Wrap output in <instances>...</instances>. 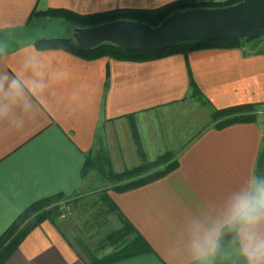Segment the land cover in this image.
I'll list each match as a JSON object with an SVG mask.
<instances>
[{"label": "crops", "instance_id": "obj_1", "mask_svg": "<svg viewBox=\"0 0 264 264\" xmlns=\"http://www.w3.org/2000/svg\"><path fill=\"white\" fill-rule=\"evenodd\" d=\"M169 1L0 0V43L8 45L0 56V69H20L23 45L33 39L27 20L35 9L66 8L86 14L155 8ZM33 49L49 60L45 77L49 86L38 97L42 116L35 125L12 132L0 122V233L41 198L59 193L74 201L71 206L63 204L69 215L43 221L4 264H89L112 252V247L97 242L109 228H120L122 218L151 251L110 264H179L171 249L193 204L219 199L241 185L255 171L264 140L260 114L251 123L193 129L195 115L182 106L192 92L188 73L211 108L246 103L262 107L264 54L210 48L131 62L108 57L85 60L63 50ZM61 69L70 73L69 79L52 81ZM132 123L147 159L176 151L178 166L125 192H114L106 183L96 191H83L93 182L89 179L93 172L80 177L85 156L100 143L115 171L140 163ZM105 194L115 209H107Z\"/></svg>", "mask_w": 264, "mask_h": 264}, {"label": "trees", "instance_id": "obj_2", "mask_svg": "<svg viewBox=\"0 0 264 264\" xmlns=\"http://www.w3.org/2000/svg\"><path fill=\"white\" fill-rule=\"evenodd\" d=\"M240 1L172 0L155 8L124 7L86 14L76 13L66 8L35 9L30 13L27 25H39L44 20L59 18L75 25L76 28L91 27L113 20H133L155 27L175 11L191 8L226 7ZM32 44L36 49L63 50L85 60L108 57L110 59L131 62L156 60L174 54L186 56L189 52L210 48H243L247 50L248 54H264V37L250 42H246L244 38L181 42L170 48L150 52L130 51L112 43H102L91 49H84L79 47L75 40H68L64 37H36L32 39ZM188 75L192 91L190 96L198 94L199 100L210 107V103L198 90L190 72ZM105 85L108 87L107 81ZM258 105L260 104L246 103L220 109L210 107V122L207 125L224 128L236 123L254 122L258 114L256 108ZM131 129L137 154L141 158L140 163L130 168H125L122 171H115L108 152H106V149L100 143L99 149L85 156L84 165L80 173L81 179L87 177L91 171H95L103 177L110 190L121 193L158 180L178 166L179 152L167 150L158 154L153 160L147 159L134 124ZM72 201L74 199L71 196L58 193L41 198L22 210L8 227L0 233V264H4L9 259L33 229L43 221L54 219L61 215L63 204L71 206ZM104 201L108 205L107 209H115V206L106 194L104 195ZM102 244L112 247V252L90 260L89 264H110L151 251L143 237L124 218H122V226L120 228H109L103 232L102 238L97 242L98 246Z\"/></svg>", "mask_w": 264, "mask_h": 264}, {"label": "clouds", "instance_id": "obj_3", "mask_svg": "<svg viewBox=\"0 0 264 264\" xmlns=\"http://www.w3.org/2000/svg\"><path fill=\"white\" fill-rule=\"evenodd\" d=\"M76 27L66 23L65 39L75 40ZM0 43V56L7 53ZM20 69H0V122L12 132L23 131L41 119L38 97L49 81L48 58L34 50L32 41L23 45ZM61 69L54 82L69 79ZM179 264H264V170L252 172L238 187L213 201H196L192 212L179 225L171 249Z\"/></svg>", "mask_w": 264, "mask_h": 264}, {"label": "water", "instance_id": "obj_4", "mask_svg": "<svg viewBox=\"0 0 264 264\" xmlns=\"http://www.w3.org/2000/svg\"><path fill=\"white\" fill-rule=\"evenodd\" d=\"M76 44L91 49L112 43L126 50L150 52L170 48L181 42L241 39L246 42L264 37V0H241L218 8H191L175 11L157 26L133 20H113L76 28ZM264 170L263 147L255 172Z\"/></svg>", "mask_w": 264, "mask_h": 264}, {"label": "rangeland", "instance_id": "obj_5", "mask_svg": "<svg viewBox=\"0 0 264 264\" xmlns=\"http://www.w3.org/2000/svg\"><path fill=\"white\" fill-rule=\"evenodd\" d=\"M66 24V22L62 19H47L44 20L39 25H33L31 27V33L30 37H63L61 34V29ZM198 94H195V96H190L188 99H186V102L182 106H186L185 109L189 113H193L195 115V119L193 120L194 124L192 125V128L195 130H198L201 128V126L204 124H208L210 121V113L211 108L209 106H206L199 98L197 97ZM202 107H200V106ZM207 108V110L204 109ZM258 114L264 115V106L260 107L258 105L257 107ZM264 118V117H263ZM176 152V151H173ZM157 156V155H156ZM92 177H89L93 182L89 185L87 189H82L86 192H93L97 189H101L105 186V181L103 177H101L97 172L91 171ZM91 195V194H90Z\"/></svg>", "mask_w": 264, "mask_h": 264}, {"label": "built area", "instance_id": "obj_6", "mask_svg": "<svg viewBox=\"0 0 264 264\" xmlns=\"http://www.w3.org/2000/svg\"><path fill=\"white\" fill-rule=\"evenodd\" d=\"M69 208H68V206H66V205H63L62 206V214H61V216L63 215V216H66V215H69Z\"/></svg>", "mask_w": 264, "mask_h": 264}]
</instances>
